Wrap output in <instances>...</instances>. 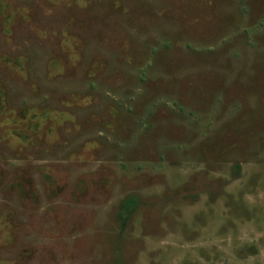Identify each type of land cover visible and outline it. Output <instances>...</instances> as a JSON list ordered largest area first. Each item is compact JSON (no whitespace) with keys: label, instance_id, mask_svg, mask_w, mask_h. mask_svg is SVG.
Listing matches in <instances>:
<instances>
[{"label":"rangeland","instance_id":"obj_1","mask_svg":"<svg viewBox=\"0 0 264 264\" xmlns=\"http://www.w3.org/2000/svg\"><path fill=\"white\" fill-rule=\"evenodd\" d=\"M0 264H264V0H0Z\"/></svg>","mask_w":264,"mask_h":264}]
</instances>
